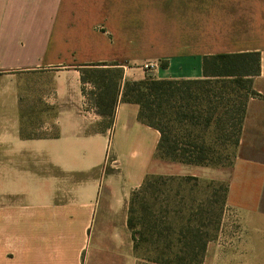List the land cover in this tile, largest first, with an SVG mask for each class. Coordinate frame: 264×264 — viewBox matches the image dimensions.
<instances>
[{
    "label": "crops",
    "instance_id": "0c3cea01",
    "mask_svg": "<svg viewBox=\"0 0 264 264\" xmlns=\"http://www.w3.org/2000/svg\"><path fill=\"white\" fill-rule=\"evenodd\" d=\"M147 1L159 21L138 38L133 0H0V264H136L131 196L175 163L157 156L159 131L122 92L106 125L87 68H120L121 85L191 81L205 56L256 52L259 97L227 193L243 233L207 264H264V0Z\"/></svg>",
    "mask_w": 264,
    "mask_h": 264
},
{
    "label": "trees",
    "instance_id": "16d2710c",
    "mask_svg": "<svg viewBox=\"0 0 264 264\" xmlns=\"http://www.w3.org/2000/svg\"><path fill=\"white\" fill-rule=\"evenodd\" d=\"M93 66V69L87 68L83 72L82 80L96 87L97 113L105 118L106 125L112 126L116 104L122 92L124 103L139 106V120L159 131L161 139L157 156L193 167L218 166L217 149L227 142L231 146L239 145L248 101L259 97L253 90V80L260 76L261 71V55L257 52L205 56L203 79L191 81L148 77L144 81H126L121 85L122 69L108 64ZM208 132L216 136L211 144H206L201 137V134ZM155 180L171 181L172 178L149 176L138 190L146 194ZM193 180L196 178L186 177L181 181ZM138 190L131 196L127 222L135 255L140 252L143 242L149 244L153 238L163 242L165 232L172 231L170 223L160 219L152 208L150 210L141 202L135 206L138 203L135 201ZM176 231L178 264L187 258L193 262V247L197 248V254L202 255L203 259L208 240L193 236V220Z\"/></svg>",
    "mask_w": 264,
    "mask_h": 264
},
{
    "label": "rangeland",
    "instance_id": "374dc122",
    "mask_svg": "<svg viewBox=\"0 0 264 264\" xmlns=\"http://www.w3.org/2000/svg\"><path fill=\"white\" fill-rule=\"evenodd\" d=\"M147 2V0H133V12H128L135 27V37L138 38L142 34L138 29H141L144 24L157 26L159 21L156 12L153 14L152 10L144 8ZM167 20L166 17H162L161 22L164 27ZM201 137L206 144H211L216 139L211 132L201 134ZM242 155L243 150H241L240 143L235 147L227 142L222 148L217 149L216 158L220 163L218 166L193 167V165L175 163L167 170L170 175H164L165 178L171 177V181H153L146 194L139 191V188V195L135 200L138 203H135V206H139L141 202L146 205L145 207H150V210L152 208L160 219L170 223L172 231L165 232L166 238L163 242H158L154 238L149 244L143 242L140 252L135 256L136 264H178L176 255L179 247L176 230L189 220H193V236L198 235L208 240V245L203 259H201L202 255L197 254V248L193 247V262L187 258L184 262L180 261V264H207L209 262L207 259H211L213 249L214 252L219 246L222 249L231 239L243 233L239 223L241 215L239 216L227 205L229 178L236 160ZM166 162L172 163L167 160ZM186 177H193L196 180L181 181ZM191 209L193 211L190 212ZM158 217L156 219H159ZM257 243L261 248L264 247V240L258 239ZM251 259L254 260V257Z\"/></svg>",
    "mask_w": 264,
    "mask_h": 264
},
{
    "label": "built area",
    "instance_id": "2783aa9c",
    "mask_svg": "<svg viewBox=\"0 0 264 264\" xmlns=\"http://www.w3.org/2000/svg\"><path fill=\"white\" fill-rule=\"evenodd\" d=\"M160 67V63L158 61L148 62L142 66L143 70L149 73L154 72Z\"/></svg>",
    "mask_w": 264,
    "mask_h": 264
}]
</instances>
